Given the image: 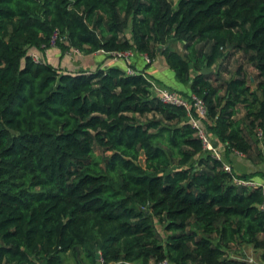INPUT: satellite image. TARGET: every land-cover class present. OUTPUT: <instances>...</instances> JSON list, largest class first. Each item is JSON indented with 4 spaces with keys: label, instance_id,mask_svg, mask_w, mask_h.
<instances>
[{
    "label": "trees",
    "instance_id": "trees-1",
    "mask_svg": "<svg viewBox=\"0 0 264 264\" xmlns=\"http://www.w3.org/2000/svg\"><path fill=\"white\" fill-rule=\"evenodd\" d=\"M55 29L64 54L163 56L214 144L264 159V0H0V264H250L230 252L264 251L263 187L237 183L144 69L35 61Z\"/></svg>",
    "mask_w": 264,
    "mask_h": 264
},
{
    "label": "crops",
    "instance_id": "crops-1",
    "mask_svg": "<svg viewBox=\"0 0 264 264\" xmlns=\"http://www.w3.org/2000/svg\"><path fill=\"white\" fill-rule=\"evenodd\" d=\"M48 53H44V56H46V58L48 59V62L50 64H52L55 67L60 68L62 71L65 72H72L70 71V67H68L67 62L69 59H67L66 55H62V59L59 60V64L58 66L56 65L58 63V53L59 50L55 47H52L51 49L48 50ZM45 52H47L45 50ZM43 53V52H41ZM99 52H95L92 54H96ZM108 53H106L107 55ZM52 56V59L49 58V56ZM110 55V54H108ZM90 56V55H89ZM82 57L83 60V64L84 68L86 71H94L96 70L98 67L100 68H105L103 67V62L105 60H107V58H105L103 61H99L97 60V58L95 59V56H92L93 59H89L88 57ZM45 58V59H46ZM44 59V60H45ZM119 63V64H117ZM89 65V67H88ZM131 65L134 69L137 70H145V73L147 75V78L151 79V80H155L156 82L175 89L177 91H179L182 94H190L191 93V89L190 86L187 84L182 83L178 77L176 76L175 72L167 65L165 59L163 58V56H160L159 58L155 59L153 62H151L148 65V58L145 54H140V53H136V55H134V57L132 58V62ZM120 66L123 68H127V65L120 60H117V62L115 63H109V66ZM67 68V69H66ZM81 71V70H80ZM78 72V71H76ZM75 73V72H72ZM240 111V110H239ZM239 114V113H238ZM239 119L241 117H238ZM215 138V136H214ZM263 154H264V149H263ZM226 162H228L231 167L232 170L238 174V175H248V179L256 181L258 183H260V186L264 187V159L260 162H255L253 160L248 159L245 155H242L240 153H235L234 151H231L229 154L225 155ZM252 246H243L242 249L239 250H243V252L246 253H250L249 249ZM253 248V247H252ZM253 251H262V250H255L252 249ZM264 251H262L261 253V258H262V254ZM251 259V258H250ZM258 261H261V259L258 257L257 259ZM263 261V258H262ZM262 261L260 263H262Z\"/></svg>",
    "mask_w": 264,
    "mask_h": 264
},
{
    "label": "built area",
    "instance_id": "built-area-1",
    "mask_svg": "<svg viewBox=\"0 0 264 264\" xmlns=\"http://www.w3.org/2000/svg\"><path fill=\"white\" fill-rule=\"evenodd\" d=\"M61 39L62 37H61L60 31L58 29H55L50 39V46L49 48L44 46L45 50L51 49L52 47H56L58 45L59 40ZM34 49L38 50L39 48L34 47ZM35 50H33V52L30 55L34 58L35 61L39 62L40 60H38L39 57ZM75 51L80 53L78 49H76ZM99 52H105V51L101 50ZM105 53L111 54L112 56L121 59L127 65V68H125V70L128 74H136L139 72V70L134 69L131 65L132 58L134 57V55H136V53H138L134 49H130L127 51L105 52ZM148 62H149V58H148ZM149 81L152 84L151 90L155 96H158L166 103L177 105V106H183L186 108L187 113H188L187 118L191 122L192 126L196 128L197 135L202 140L205 149L210 151L211 154H213L217 159L222 160L219 146H216L214 144L211 135L208 133V131L206 130L202 122L205 118H207V115H208V109H207V106L204 100L200 98L199 96H197L195 93H190L189 94L190 98H188L184 94L180 93L179 91L166 87L156 82L155 80L149 79ZM258 134H259V137L262 138L263 130L259 129ZM224 168L228 172H232V168L229 164L224 163ZM235 180L239 184L247 185L250 187L260 186V183L250 180V179L235 178ZM263 190H264V187H263ZM261 207L264 209V202ZM157 264H171V263L167 259H165Z\"/></svg>",
    "mask_w": 264,
    "mask_h": 264
},
{
    "label": "rangeland",
    "instance_id": "rangeland-1",
    "mask_svg": "<svg viewBox=\"0 0 264 264\" xmlns=\"http://www.w3.org/2000/svg\"><path fill=\"white\" fill-rule=\"evenodd\" d=\"M171 2L173 4V8L176 9L177 8V2H178V0H171ZM180 44L181 43H179V44H172V47L175 48V49H181V45ZM32 48L29 49V53L30 54L33 52V50H35L34 47H32ZM55 48H57L59 50V53H58V63L56 64L58 66L59 60L62 59V55L64 53H63V50H62V48L60 46L57 45ZM48 50H46L47 52H45L44 49L35 50L36 53H37V55H38V57H39L38 60L43 61V62L46 61L47 63H49L48 62V59L46 58V56H44V53L46 54V53L49 52ZM75 50L76 49L71 48V49H69L68 52H66V54H64V55L67 56V59H69L68 62H67V65H68V67L71 68L70 71H72V72H76V71H80V70H85V69H83L85 64H83V62H82V60H83L82 57H86V56H89V55H90L88 57L89 59H93L92 56L96 55L95 56V59L97 58L98 62L99 61H103L105 58H107V60H105L103 62V65H102L105 68H107L109 66V63H115V62H117V60L122 61L121 59L116 58V57L112 56L111 54L110 55H108V54L106 55L105 52H99V53H96V54H86V53H83L81 51H80V53L79 52H76ZM41 52H43V53H41ZM49 58L52 59V56L50 55ZM241 62H243V58H242V54L241 53H238L230 61L229 64L226 65V62H224V65L227 66L228 68H227V70H224L225 72L223 73V76L225 78L232 77L235 74V71H236L237 67L239 66V64ZM117 64H119V63H117ZM88 67H89V65H88ZM216 68L217 67H213L212 68V71L211 72H208V73H212L213 70H215ZM244 70H245V72L248 75H253L254 72H255V69L252 66L246 65V64H245ZM253 87H255V86L253 85ZM244 114H245V110L242 108V106H240V112L237 115V117H241L242 118V116H244ZM208 133H209V131H208ZM209 134L211 135L212 140L216 141V139L214 138V135L212 133H209ZM219 149H220V154H221L222 159H223V157L225 158L226 152H225L224 148L219 147ZM262 149H264V145H262ZM98 153H101V151H98ZM235 153H236V151H235ZM140 162L143 165L145 164V156H143V155L141 156ZM224 163L229 164L228 162H226L225 159H224ZM157 226H158L159 231L163 232L162 227L158 223H157ZM252 249H253L252 247L249 249V252L250 253H246V252H243V250L241 251V250L238 249V251H231L230 252V255H231V257H235V258H239V259H245L250 264H264V261H262V258H261L262 251H253ZM258 257L261 259L262 263H260L261 261H258L257 260ZM63 262H64V264H77L76 263V258L71 253H68V254H66L64 256Z\"/></svg>",
    "mask_w": 264,
    "mask_h": 264
},
{
    "label": "water",
    "instance_id": "water-1",
    "mask_svg": "<svg viewBox=\"0 0 264 264\" xmlns=\"http://www.w3.org/2000/svg\"><path fill=\"white\" fill-rule=\"evenodd\" d=\"M212 71V68H203V70H202V72L203 73H208V72H211ZM97 259H101V254L100 253H98L97 254Z\"/></svg>",
    "mask_w": 264,
    "mask_h": 264
}]
</instances>
